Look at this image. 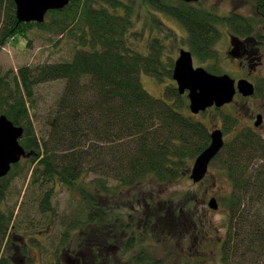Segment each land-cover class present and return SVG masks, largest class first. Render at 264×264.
Here are the masks:
<instances>
[{
	"label": "trees",
	"instance_id": "1",
	"mask_svg": "<svg viewBox=\"0 0 264 264\" xmlns=\"http://www.w3.org/2000/svg\"><path fill=\"white\" fill-rule=\"evenodd\" d=\"M144 1L176 18L190 31L195 49L206 50V57L215 55L217 24L224 17L212 9L179 0ZM263 3L258 0L255 6L264 15ZM15 11L13 0H0V46L34 26L66 35L74 42L75 50L68 61L22 66L17 74L0 75V116L23 128L19 142L26 151L24 160L0 178V202L5 201L8 191L13 193L9 186L12 176L23 180L29 177L26 187L38 193L31 203L37 202L39 213H55L52 197L57 185L70 189L79 177L90 173L96 175L97 190L104 196L141 188L145 198L137 194L129 199L135 209L139 202L142 206L141 221L134 209L130 212L129 239L132 247L139 248L130 264L146 260L150 264V252L146 250L143 255L141 250L144 242L160 234L172 242L179 228L200 227L202 221L198 215L187 214L196 209L192 206L196 203L193 192L183 196L186 209H180L182 203L177 204L173 196L165 194L187 175L191 162L209 145V131L181 111L186 106L177 100L184 97L174 84L167 82L162 99L155 98L144 89L139 77L145 73L167 81L173 70L172 50L154 38L148 42L145 54L135 51L131 42L140 36L133 30L134 12L122 0H73L61 10L49 11L41 23H19ZM226 21L234 29H247L252 22L234 15ZM60 80L64 82L62 92L45 119L44 131L38 135L30 110L35 106L36 88ZM236 124L235 117L226 116L223 132H234ZM213 162L232 185L227 200L220 199L226 209L221 260L264 264V139L240 129L225 142ZM109 181L114 185L108 186ZM87 204L79 206L64 236L69 232L70 242V231L79 229L83 245L90 252L95 233L92 229L98 227L105 236L115 233L113 227L109 228L114 221L119 223L121 234L126 225L121 218L117 221L110 217L105 208L96 209L90 201ZM13 221L12 212L0 214V247L14 237ZM88 229L90 235L86 234ZM155 246L149 248L157 249ZM0 264L15 263L0 251Z\"/></svg>",
	"mask_w": 264,
	"mask_h": 264
},
{
	"label": "rangeland",
	"instance_id": "2",
	"mask_svg": "<svg viewBox=\"0 0 264 264\" xmlns=\"http://www.w3.org/2000/svg\"><path fill=\"white\" fill-rule=\"evenodd\" d=\"M122 1L126 5H131L134 17L136 18H134L133 30L138 32L140 36L136 41L131 42L132 48L137 52L145 54L146 43L149 41L148 38L159 37L169 33L168 35H164V37L170 36V38L167 41H162L167 45L170 44L171 48L173 46L170 55L174 57L177 43L172 38H174V34L180 35L183 31L177 24L179 22L174 17L159 11L143 0ZM256 1L203 0L202 3L206 6V9H212L217 14L225 15L228 12H235L258 20V15L255 11ZM119 13L122 14L123 9L119 10ZM217 27L222 33L227 28L223 22H218ZM221 42L218 40L217 45L219 46ZM74 50V42L68 39L66 35H55L52 32L41 31L32 26L24 35H17L0 46V75L12 76L13 74H17L18 68L22 66L32 67L43 63L68 61L71 59ZM219 50H222V47L219 46ZM221 60L224 59L221 58ZM209 62L212 64L209 68L216 71L220 69L222 72L231 75V77L232 72L235 74L238 71L234 63V66H232L227 61L215 63L211 60ZM260 72L261 75L253 73L250 78L260 87L262 92L248 102L245 101L244 104L235 98L231 105L225 106L220 111L211 109L206 114H199L193 117L188 110V101L183 96L184 99L177 100L186 106L181 111L193 117L196 121H202L209 129L222 128L226 116H235L238 123L234 132H237L240 128L246 127L248 124L246 120L247 115L252 112L253 107L264 96V70L260 69ZM139 77L144 89L155 98L163 96L167 82L168 85L172 83L171 79L165 80L166 82L158 81L145 73H140ZM63 86L64 82L60 80L41 84L36 88L35 109L30 108V110L33 125L38 135L41 131H44L45 119L54 109L55 102L61 94ZM234 132L225 134V140H231ZM257 136L264 139V127L258 130ZM22 164H25L24 161ZM95 178L96 175L93 173L87 174V176L83 175L77 179L76 185L70 189L57 185L52 197V206L55 213L51 214L49 212L39 213L37 202L31 203V200L34 198L37 200L38 193L34 189H27L26 184L29 177L23 180V178H14L12 176L9 186L12 187L13 193H10L11 190L10 192L8 191L4 199L5 201L0 202V214L13 213V222H15V231L13 233L16 236L14 235V239L4 242L0 247L4 255H12L13 260H17V262L14 261L15 264H52L51 257L56 258L60 248L64 249L66 247L67 254L69 253L72 256L80 253L77 250V243L82 237L79 229L70 231V242L68 241L69 232L67 236H64L65 229L70 225V222L74 221V215L79 212V206L86 207L89 205L87 201H90L91 204L97 203L99 206L107 207L118 205V201H121V195L116 197L119 193L116 195H102L97 190L98 186L94 182ZM206 180V182L204 181L200 184H193L189 178H183L167 190L166 196H173L177 204L182 203L180 209H186L184 206V194L188 191L193 192V201H196V203L193 202L192 206L196 205V209L187 214L198 215V218L202 221L200 227L199 225H193L179 228L173 235L172 242L164 240L162 234L157 235L155 240L151 237L149 238L150 240L144 242L141 250L143 251V255L146 250V253L150 252V264H233L232 261L223 263L221 260L220 244L226 234L224 224L226 209L219 204V209L213 211L209 210L205 204V201L210 197H215L218 202H220L221 198L227 200L232 185L226 173L219 168L216 162L211 163ZM113 185L114 182H108V186L111 187ZM140 190L141 188H136L131 193L127 191V200H129V197L131 200V197H136L137 194L143 196V191ZM23 214L26 215V219L22 218L24 217ZM78 217L81 218L80 215ZM92 231L97 232L96 229H92ZM86 234L90 235L91 229H88ZM20 238L23 241H27L29 247L24 249L26 245L22 244L23 242ZM154 246L157 249H151ZM83 253L87 254L89 252L84 248ZM137 253L138 251L134 255H137ZM132 255L133 252L131 253V259ZM22 256H24L23 261L21 260ZM131 264L135 263L131 262ZM141 264H147V260Z\"/></svg>",
	"mask_w": 264,
	"mask_h": 264
},
{
	"label": "flooded vegetation",
	"instance_id": "3",
	"mask_svg": "<svg viewBox=\"0 0 264 264\" xmlns=\"http://www.w3.org/2000/svg\"><path fill=\"white\" fill-rule=\"evenodd\" d=\"M202 9L206 10V6L204 4L202 6ZM258 9L255 6L258 20H255L248 16H243L235 12H228L224 15L223 24L224 26H227V28L225 29V31H223V33L218 29L219 36L214 43L215 55H213L212 57H206V50L200 52L199 50L195 49L193 47L192 39L190 38L191 32L185 28H182V34H174V38H172L174 42L177 43V47L175 48L176 50L174 61L178 57L179 51L184 50L190 53L194 68L202 67L206 70V68L212 66V64L209 62L211 60L215 63H219V61H227V63L232 66H234L235 64L238 68V71L235 74L232 72V77L236 81L241 79L247 80L248 82L252 83L255 88V93L252 97H241L240 95H236L235 97L237 98V100L241 101L242 104H244L245 101L248 102L249 100L257 97L262 92V90L258 85H256L254 81L251 80L250 76L253 73H259V75H261L260 69L264 70V15L258 12ZM230 15H234L239 19H241L242 17L251 19L252 22L250 27L247 29H234L229 27L230 25L228 24L226 19L230 18ZM218 40L222 41L219 44V46L222 47V50H219V46L217 45ZM220 55L221 58L225 61L221 60ZM258 117L259 120L261 117V123L258 126H255L256 118ZM246 120L248 124L244 128L248 129L249 132L254 133V131H258L264 127V96L261 97L259 102L253 107L252 112L247 115ZM127 197V195L123 194L121 204L115 206L110 205L107 207L101 206L107 210L109 216L114 220L118 221L120 218L122 219L121 221H123V224L126 225V227H123L124 229H122V234L119 230L120 225L116 221H114L113 225H109V228L113 227V230L115 231V233L112 234L106 233V235L103 236L100 234L98 230L99 228L96 227L97 232H95L93 236V247H91V251L88 254L90 255L89 258L87 257V254L83 253L82 247H80V253L73 256L69 253L67 254V250L65 247L64 249L60 248L56 258L51 257L53 262L52 264H100V262L102 261H105L106 264H130L131 253L133 252L132 256L135 257V252L139 251V248L135 247L136 245H134L133 247L131 246V242L129 239L131 236L129 229L131 218L130 212L131 209H134L135 216H137V218L141 221L142 206L141 204H139L141 202H139L138 205L135 204L137 205V209H135L131 206L129 200H127ZM96 205L97 206L95 207L96 209H98L100 206L97 203ZM137 210L139 212H137ZM20 239L22 240V238ZM22 242V244L26 245L25 248L23 247L24 249H26V247H29L27 241L22 240ZM16 249L18 251V247ZM9 258L13 260L12 255H9ZM21 260H24V256H22ZM14 261L17 262V260L15 259L13 260V262Z\"/></svg>",
	"mask_w": 264,
	"mask_h": 264
},
{
	"label": "water",
	"instance_id": "4",
	"mask_svg": "<svg viewBox=\"0 0 264 264\" xmlns=\"http://www.w3.org/2000/svg\"><path fill=\"white\" fill-rule=\"evenodd\" d=\"M16 6L15 16L19 23H41L48 11L61 10L73 0H13ZM192 3L199 0H181ZM173 79L177 83L180 94L188 92L189 108L193 114L215 106L220 108L232 102L236 92L242 96H251L254 87L246 80L235 81L228 75H214L203 68L194 69L189 52L180 51L173 69ZM261 120V117H260ZM259 117L255 125L260 123ZM23 128L15 126L5 116H0V177L9 172L11 165L16 164L26 155L19 140ZM224 146L223 132L213 130L209 145L196 157L191 169L190 178L194 183L201 181L207 173L208 165ZM208 206L212 210L218 208L214 198Z\"/></svg>",
	"mask_w": 264,
	"mask_h": 264
}]
</instances>
